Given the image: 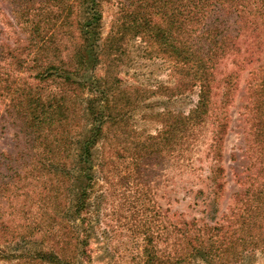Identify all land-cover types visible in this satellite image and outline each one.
<instances>
[{"label":"trees","instance_id":"1","mask_svg":"<svg viewBox=\"0 0 264 264\" xmlns=\"http://www.w3.org/2000/svg\"><path fill=\"white\" fill-rule=\"evenodd\" d=\"M105 1L12 0L15 25L9 23L10 38L21 31L25 39L19 38V44L16 41L20 48L11 47L10 57L25 71L33 72L37 84L27 83L9 93L8 113L19 119L20 131L29 136L39 160L50 159V167L60 174V182L68 183L70 194L59 207L69 220L67 225H59L56 230L55 226L63 221H37L31 237L22 235L20 240L31 243L32 249H18L19 233H12L15 226L0 220V258L15 257V264H76L77 259L81 264L91 262L90 188L97 146L107 126L120 115L119 104H133L130 90L122 87L123 79L114 68L129 43L137 38L151 50L158 47L157 52L172 60L181 76L179 93L199 87L196 107L187 115L181 113V119L186 125L212 116L214 131L208 151L214 159L210 168L212 203L217 206L224 197L225 168L220 160L232 120L229 108L241 89V70L246 64L264 60L260 56L264 50V0H118L116 19L104 36ZM17 50L22 52L17 54ZM229 57L234 67L220 70L222 61ZM101 64L106 74L97 73ZM251 70L252 75L244 80L252 109L261 114L264 80L253 82L255 76L264 73V62ZM168 114L162 133L166 138L174 133L177 121L172 111ZM256 120L258 125L263 123V119ZM258 135L264 137V130L259 129ZM21 156L0 155L1 160L8 159V169L15 172L9 177L11 182L20 174L14 163ZM45 164L41 167L46 168ZM254 183L234 194L236 204L245 202L244 207L233 212L232 206L226 223L232 222V215L243 219L242 224L252 225L251 229L255 225L264 227L258 223L264 221V182L257 186ZM11 186L10 181L0 179V194H7ZM52 210L49 207L48 215L52 216ZM172 217L184 246L174 255L182 260L226 264L229 252L264 247V234L256 236L251 229L248 236L235 238L228 235L224 221L212 224L204 216L189 219L183 213H173ZM15 241L14 251H10ZM146 252V264H161L153 251Z\"/></svg>","mask_w":264,"mask_h":264},{"label":"rangeland","instance_id":"2","mask_svg":"<svg viewBox=\"0 0 264 264\" xmlns=\"http://www.w3.org/2000/svg\"><path fill=\"white\" fill-rule=\"evenodd\" d=\"M118 10V0L103 4L104 36ZM9 23L15 25L12 0H0V155L2 152L22 155L14 163L20 174L13 182L9 177L14 170L8 169V159L0 158V179L12 185L7 194L4 191L0 194V220L15 226L12 233L14 230H17L15 235L19 233L18 249H32L31 243L20 240L22 235L31 237L29 234L37 221H63L55 226L56 230L59 225H67L69 220L59 207L69 200L70 194L68 183L60 182V174L50 167V159L39 160L29 136L20 131L19 119L8 113L9 93L27 83L37 84L34 73L25 71L10 57L11 47L20 48L18 39H25V34L15 29L16 35L10 38ZM124 51L114 73L123 79L122 87L130 90L133 104H119L120 115L107 126L97 146L96 170L90 188L89 219L93 234L89 264H146L148 249L161 259V264H204L195 258L182 260L180 255H174L184 246L178 239L172 214L183 213L189 219L204 216L212 224L219 220L225 222L232 206H235L233 212L244 207L245 202L236 204L234 194L249 187V183L255 182L257 186L264 182V137L258 135L259 129L264 130V109L261 114L252 109L244 80L264 60L246 64L241 70V89L229 108L232 120L222 145L224 197L215 206L211 200L213 182L210 179L214 159L208 154L214 131L212 116L186 125L185 119H181V113L187 115L196 107L199 87L179 93L177 85L181 76L174 70L175 64L167 55L157 52L158 47L147 48L140 38L129 43ZM260 56L264 57V50ZM232 67V57H229L219 69ZM97 73L106 74L103 64L97 67ZM86 76H90V71ZM262 79L264 73L260 72L253 83ZM169 111L177 121L174 133L166 138L162 133ZM256 118L263 119V123L258 125ZM56 156L62 157V154ZM43 162L46 168L41 167ZM49 207L53 209L52 216L48 215ZM230 220L225 222L228 235L248 236L252 225L242 224L243 219L238 216L231 215ZM258 223L264 226V221ZM251 230L256 236L264 234V227L258 225ZM15 243L8 246L10 251H14ZM246 248L238 253L229 252L226 264H264V247ZM17 261L15 257L0 258V264ZM76 264H81L78 259Z\"/></svg>","mask_w":264,"mask_h":264}]
</instances>
